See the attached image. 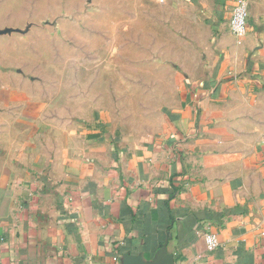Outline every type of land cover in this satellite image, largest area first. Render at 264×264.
<instances>
[{"label": "crops", "instance_id": "crops-1", "mask_svg": "<svg viewBox=\"0 0 264 264\" xmlns=\"http://www.w3.org/2000/svg\"><path fill=\"white\" fill-rule=\"evenodd\" d=\"M213 2L230 29L235 1ZM250 3V27L264 26ZM248 28L244 47L211 66L224 94L245 72L264 83V31ZM192 86L156 137L95 155L70 136L41 148L39 103L0 76V264H156L163 246L174 264H264V191L250 192L264 181L263 133L200 125L221 101Z\"/></svg>", "mask_w": 264, "mask_h": 264}, {"label": "rangeland", "instance_id": "rangeland-1", "mask_svg": "<svg viewBox=\"0 0 264 264\" xmlns=\"http://www.w3.org/2000/svg\"><path fill=\"white\" fill-rule=\"evenodd\" d=\"M234 1L246 6L248 29L263 32L250 27L249 2L258 16L263 3ZM213 8V0H0V76L39 103L43 149L54 141L62 147L69 136L76 145L87 141L95 155L144 143L163 130L193 82L198 99L221 101L212 115L198 112L200 125L259 130L264 145L260 74L233 77L237 84L224 94L209 73L225 51L234 57L244 47ZM254 156L264 161V153ZM260 190L264 181L250 187L251 195Z\"/></svg>", "mask_w": 264, "mask_h": 264}, {"label": "built area", "instance_id": "built-area-1", "mask_svg": "<svg viewBox=\"0 0 264 264\" xmlns=\"http://www.w3.org/2000/svg\"><path fill=\"white\" fill-rule=\"evenodd\" d=\"M231 30L237 37H243L247 33L248 28V11L246 6L239 2L232 10L231 15ZM206 242L209 249L214 250L219 247L218 241L213 234L206 235Z\"/></svg>", "mask_w": 264, "mask_h": 264}, {"label": "water", "instance_id": "water-1", "mask_svg": "<svg viewBox=\"0 0 264 264\" xmlns=\"http://www.w3.org/2000/svg\"><path fill=\"white\" fill-rule=\"evenodd\" d=\"M159 263L156 264H174V257L168 254L167 247L163 246L161 249V253L157 258ZM126 264H145L141 262L139 259L132 260L127 262Z\"/></svg>", "mask_w": 264, "mask_h": 264}]
</instances>
